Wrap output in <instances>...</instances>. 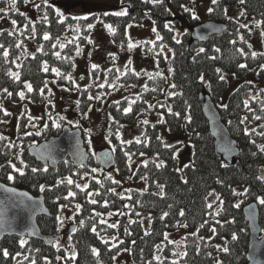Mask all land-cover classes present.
Returning a JSON list of instances; mask_svg holds the SVG:
<instances>
[{"label": "trees", "instance_id": "1", "mask_svg": "<svg viewBox=\"0 0 264 264\" xmlns=\"http://www.w3.org/2000/svg\"><path fill=\"white\" fill-rule=\"evenodd\" d=\"M27 1L32 3L35 0ZM173 2L179 6L181 0ZM22 3H26V0H16L17 6L9 8L6 1L0 0V8L7 9L6 13H0V20L5 16L17 21L16 30H0V44L4 45L0 48L2 110H5L4 105L8 102L20 103L25 100L42 103L47 98L51 100L53 95L48 85L50 82L59 87L74 86L65 77L69 74L73 76L76 58L89 44L94 27L88 29L87 25L95 26L99 22L96 14L89 16L87 20L57 16L54 5L56 0H41L38 10L42 15L33 21L17 8ZM49 4L52 7H48ZM230 6L240 7L243 13L240 19L228 17L225 9ZM120 8H126L128 15L117 17L108 13L103 17V22L111 24L115 29L114 34L110 33L115 44L128 48V27L142 24L148 17L153 21L155 35L159 33L162 39L146 44L151 47L161 65L166 64L162 47L167 46L172 51L169 74L163 75L159 80L152 77L148 82V91L139 99L133 100L135 103H131L130 113H124V109L132 102L129 99L111 102L108 108L110 122L107 136L115 149L112 150L116 159L114 168L122 178L131 177L135 183L143 182L144 187L122 186L112 174L101 169L94 157H91L86 167L76 168L67 160L56 169L40 165L31 158L27 151V138H34L33 143L35 139L42 142V139L58 136L67 125L58 119V115L52 117L53 107L49 108L47 129L40 128L41 135L33 132L32 138L24 135V123L19 128L18 139L12 143L5 135L0 134L6 138L0 141V182L45 198L52 216L40 217L38 223L47 237L61 236V221L58 219L61 206L71 211L70 221L73 224L70 228L73 231L69 233L76 251L75 264H113L115 256L123 250L131 252L136 264H173V261L177 264H247L250 231L244 208L250 203L258 205L264 233V205L258 202L259 197H264V180L260 179L264 177V152L258 147L264 145V136L256 134L264 132V86H259L256 82L264 80V70L261 68L264 65V55H258L255 59L251 56L253 51L264 53L256 50L251 43L253 29L258 28L261 34L264 33V0H245L243 4L240 0H218L217 4H212L214 11L208 13L209 20L227 24L228 28L203 43L193 40L189 31L181 39L176 38L169 24L177 20L164 1L153 4L151 0L147 3L144 0H121ZM20 13H24L32 22L27 29L25 16ZM45 15L47 20L43 19ZM188 16L191 26L200 24L190 13ZM61 19L64 20L63 23H60ZM248 19H252V23L241 28L240 25ZM33 24L34 33L31 31ZM45 32L51 39H43ZM262 38L264 42V35ZM17 44L21 47L17 48ZM27 44L33 45V48L29 49ZM201 48L205 51L201 52ZM216 49L220 51L217 52ZM5 51L9 53L7 58L3 54ZM57 52L60 53L59 57L55 54ZM213 56L216 59H211ZM64 57L68 59L65 60ZM45 62L47 72L43 70ZM240 64H246L247 67L240 68ZM53 68L58 69L62 75L57 76L52 71ZM217 69L220 71L217 72ZM13 74H18L19 79ZM226 74L233 75L240 82L227 98L224 96L228 91V81L226 78L223 81L219 78ZM201 75L204 82L200 80ZM26 83L32 85V92L24 87ZM155 83H158L159 88L154 86ZM113 84L115 85L112 78L111 85ZM173 84L176 85L175 88L171 87ZM165 87H168L165 99L156 101L151 112L148 101L155 99L154 94L164 95ZM5 89L12 95L8 96ZM41 89L43 95L40 94ZM21 91L25 93L24 99H20L18 95ZM88 91L89 88L80 90L83 114L89 113L94 106L100 107L101 99L89 100ZM202 93L211 96L231 136L238 143L239 155L232 163L216 154L215 141L199 101ZM2 110L0 121H8L10 115L5 116ZM145 112L155 113L153 115H159L160 119L144 124L142 114ZM257 115L262 118L254 119ZM188 116L191 117L190 123ZM55 123H59L61 127L56 128ZM125 127L136 128L131 138H125ZM162 128H167L172 134L188 135L193 156L191 162L183 166V173L179 171V146L165 144L161 138ZM245 129L250 135L245 134ZM83 137L85 140L84 132ZM137 139L141 143H136ZM253 140L255 144L252 143ZM128 141L131 143H126ZM9 144L14 147L9 148ZM125 153H129L131 159ZM17 154H20L24 165H27L24 166L23 176L13 171L9 165V161L12 163ZM139 159L143 160L133 170L134 162ZM158 164L161 166L157 167ZM32 168L40 170L33 173ZM44 168L47 171H43ZM92 169L100 173L97 174ZM9 174L15 179L8 180ZM68 178L72 179V184L67 183ZM77 184L81 187H76ZM157 185H162L163 190ZM41 186H44L43 192L40 191ZM112 189L115 191H111ZM233 190L238 193L247 191V194L233 195ZM69 192L75 195L69 196ZM210 193L213 195H209ZM217 196L219 200L216 199ZM92 199L97 203H91ZM221 200L223 204L220 203ZM105 201L107 206H104ZM209 203L212 204L210 209L207 207ZM77 204L81 205L80 209L76 208ZM237 204L239 207H236ZM181 210L184 212L183 216L179 214ZM217 211L219 215L216 214ZM97 213L100 215L97 216ZM101 219L107 223L100 224ZM147 220L150 221L149 229L144 225ZM113 222L118 227H107V224ZM94 225L96 233L91 231ZM183 225L196 232L177 241L165 239V235L178 231ZM212 228L216 229L215 233L211 231ZM126 231L130 234H126ZM146 232L149 234L146 235ZM233 235L238 239H232ZM22 240L25 242L23 245ZM224 247L229 249L228 253L223 251ZM93 248L99 252L98 257L93 254ZM4 250L8 251V257L3 255ZM58 253L54 245L43 241L26 237H5L1 243L0 264H55Z\"/></svg>", "mask_w": 264, "mask_h": 264}, {"label": "rangeland", "instance_id": "2", "mask_svg": "<svg viewBox=\"0 0 264 264\" xmlns=\"http://www.w3.org/2000/svg\"><path fill=\"white\" fill-rule=\"evenodd\" d=\"M7 2L8 7L12 0H4ZM41 0L27 1L22 3L17 8L27 14V16L36 21L42 15V12L36 8L35 5H39ZM168 9L173 13L177 22L169 24V28L174 30L176 38L179 40L181 36L189 31L191 32L194 26H191L188 14L198 17L200 24L209 22V9L212 5V0H181L179 6H176L173 0H163ZM121 0H56L54 4L56 8H59L64 16H91L96 14L99 16V22L94 26L90 36L92 41L76 58V71L72 78L75 81V85H79L77 88L75 85H67L63 87L57 86L54 82H50L48 85L52 92L51 100L47 98L42 103H35L32 101H21L20 103L8 102L4 105L11 115L9 120L3 122L0 125V134L5 135L12 143L18 139L19 128L24 123L25 129L22 133L40 131V128L47 124L49 108L53 107L52 117H63L61 121H64L67 125L73 128H80L85 134V146L91 157L96 156L97 152L105 149L113 150L109 137L107 136L109 128V112L108 108L111 102L122 101L124 99L137 100L143 96L148 90V82H150L149 75L154 79H160L163 75L169 74L171 65L172 51L169 47L163 46L162 51L166 59V64L161 65L159 59L155 53L146 43H154L156 35L153 31L154 24L150 18H146L142 24H132L128 27L127 34L130 43L135 47L123 48L115 44L112 40V36L107 28L104 26L103 17L105 13H113L120 11ZM17 6V5H16ZM11 8V7H9ZM188 9L186 11L185 9ZM227 15L229 18L240 19L241 10L239 6H230L227 8ZM5 18V19H4ZM252 19L246 20L243 24L248 26ZM198 24V25H200ZM9 29L11 32L16 30V26L11 24V20L3 16L0 20V30ZM252 46L259 51H264V42L262 34L258 28L253 29L251 37ZM154 46V45H153ZM29 49L33 48V45L27 44ZM131 61V64L128 61ZM92 64L98 65V68L93 70ZM125 66L129 69L125 74ZM111 69V71H108ZM116 69L120 71L117 72ZM134 70V72L132 71ZM160 73L161 75H156ZM83 77V79H81ZM113 78L115 85H111V79ZM226 80L228 81V91L225 94V98L239 85V81L233 75L226 74ZM110 80V82H109ZM255 81V78H253ZM156 82H159L156 80ZM259 86H264V80L256 81ZM101 83H104L103 88L99 87ZM108 85V86H107ZM147 86V87H145ZM159 88L158 83L154 84ZM109 87V89L107 88ZM88 96L100 97V107L94 106L89 113L83 114L81 109V89H88ZM69 89V90H65ZM168 87L164 89V95L158 96L154 94L155 99L148 101L151 112L154 110V103L156 101H162L165 99ZM104 97V98H103ZM224 98V100H226ZM79 100V106L76 101ZM98 99H95V101ZM224 103V102H223ZM155 114V113H153ZM150 112L142 114L144 120L158 121L159 115H153ZM58 115V116H56ZM152 115V116H151ZM31 116L32 120L29 121L28 117ZM35 125L32 127L31 125ZM136 131L135 127H125V138H131ZM32 138V135L29 136ZM161 138L165 144L169 146H179L178 155L180 158L181 167L180 172H184L183 166L190 163L193 156V150L189 143L188 135L172 134L167 128L161 129ZM28 146L36 145L40 142L35 139L27 138ZM42 141H45L42 139ZM22 158L20 154L12 160V163L24 171V163L21 164ZM143 159L136 160L133 164V170ZM102 169V168H101ZM97 174L100 172L97 170ZM114 176L116 181L121 182L122 186L127 188H143L144 183H135L131 177L122 178L115 168L106 171ZM71 211L63 208L60 211L59 219L63 221L61 223V236L55 242L54 246L58 250L57 259L55 264H75V260L69 259V257L75 253L74 246L70 237L69 229L72 226L70 221ZM146 229L150 228V221H144ZM196 230L189 228L188 226H182L178 231L167 234V240L177 241L187 234H193ZM20 260V259H19ZM18 260V261H19ZM17 261V260H16ZM48 264V263H47ZM113 264H136L133 261L132 254L129 250H123L118 253Z\"/></svg>", "mask_w": 264, "mask_h": 264}, {"label": "water", "instance_id": "3", "mask_svg": "<svg viewBox=\"0 0 264 264\" xmlns=\"http://www.w3.org/2000/svg\"><path fill=\"white\" fill-rule=\"evenodd\" d=\"M227 28V24L209 21L194 27L190 36L193 40L203 43L212 36L225 32ZM199 101L210 134L215 141L216 154L226 162L232 163L239 155L238 143L231 136L211 96L202 93ZM27 151L38 164L51 169H56L67 160L76 168L86 167L90 161L83 131L70 125H65L58 136L30 146ZM95 161L105 171H109L116 165L115 154L110 149L97 152ZM0 186H3L0 187V252L1 243L5 237H26L54 245L59 237L45 236L38 223L40 217L52 216L45 198L34 196L26 190L3 182H0ZM5 188L15 191L6 192ZM244 214L250 231L247 264H264V233L260 224L258 205L250 203L244 208ZM72 231L73 228H70L69 232Z\"/></svg>", "mask_w": 264, "mask_h": 264}, {"label": "snow or ice", "instance_id": "4", "mask_svg": "<svg viewBox=\"0 0 264 264\" xmlns=\"http://www.w3.org/2000/svg\"><path fill=\"white\" fill-rule=\"evenodd\" d=\"M26 2H27V0H26ZM45 2H47V0H45ZM144 2L147 3L148 0H144ZM151 2H152L153 4H157V3H162L163 0H151ZM217 3H218V0H212V4L215 5V4H217ZM240 3H242V4L245 3V0H240ZM15 6H16V0H12V2H11L10 5H9V7H11V8H15ZM35 6H36V8H38V9H39V7H40V5H35ZM48 7H52V5L49 4ZM185 10L188 11L187 8H186ZM212 11H214V9L210 8V9H209V12L211 13ZM226 11H227V10L225 9V12H226ZM6 12H7V9H5V8H0V13H6ZM55 12H56V15L59 16V17H61V18L64 16V13L61 12L59 8H56V9H55ZM111 14L114 15V16H117V17H123V16L128 15V12H127V9L125 8V9H123V10L116 11V12H113V13H111ZM242 14H243V13H241V15H242ZM20 15L25 16L24 13H20ZM105 15H108V13H105ZM43 19L47 20V19H48L47 15H45V16L43 17ZM74 19H84V20H87L88 17H87V16H82V17H81V16H77V17H74ZM193 19H198V17H196L195 15H193ZM25 20L27 21V23L25 24V29H27V28H28V25L31 24L32 22H31L30 20H28V18H27L26 16H25ZM63 22H64V20L61 19V20H60V23H63ZM100 22L103 23V21H100ZM11 24H12L13 26H16V25H17V21H16L15 19H12V20H11ZM104 26L107 28V30H108L110 33H112V34L115 33V29L112 27L111 24H105ZM258 26H259V25H258ZM93 27H94V24H88V25H87V28H88V29H92ZM240 27H241V28H244V27H247V26L242 24V25H240ZM31 31H32L33 33L35 32V25H34V24L32 25ZM76 31L78 32V31H79V28H77ZM153 31L155 32L156 29L153 28ZM0 34H2V33H0ZM9 34L11 35L12 33L10 32ZM262 35H264V33H262ZM43 39H44V40H49V39H51V37H50V35H49L47 32H45L44 35H43ZM156 39H157V40L162 39V37L159 35V33H157V35H156ZM241 40H243V37H241ZM88 42L91 43L92 41L89 39ZM177 42L179 43V41H177ZM232 43H235V41H232ZM3 47H4V45H3V44H0V48H3ZM16 47L19 48V47H21V45H20V44H17ZM53 47H55V45H53ZM61 47H63V45H61ZM133 47H135L134 44H132V43H129V44H128V48H129V49H131V48H133ZM249 47H251V45H249ZM40 50L42 51V48H41ZM200 51L203 52V51H205V50H204L203 48H201ZM216 51L219 52L220 50H219V49H216ZM240 51H241V53L243 54V50L241 49ZM77 53L79 54V46H77ZM3 54H4V56H5L6 58H7L8 55H9V53H8L7 51H5ZM55 54L57 55V57L60 56V53H59V52H57V53H55ZM258 55H264V53H257L256 51L251 52V56H252L253 59H255ZM63 59L67 60L68 58H67V57H64ZM211 59H216V57L213 56V57H211ZM128 63L131 64V61L129 60ZM239 67H240V68H246L247 65H246V64H240ZM91 68H92L93 70H95V69L98 68V65H96V64H92V65H91ZM261 68H262V70H264V65H262ZM43 70H44L45 72L48 71V66H47V63H46V62H45L44 65H43ZM52 71H53L57 76L62 75V73H61L58 69L53 68ZM108 71H111V69H109ZM116 71L119 72L120 70H119V69H116ZM127 71H129V69L127 68V66H125V74H127ZM132 71L134 72V70H132ZM169 71H171V69H170ZM219 71H220V70L217 69V72H219ZM13 75L15 76V78H16L17 80L19 79L18 74H13ZM156 75L159 76V75H161V74H160V73H156ZM65 78H66L68 81H70L72 84L75 85V81L73 80V78H72V76H71L70 74L67 75ZM149 78L151 79L152 76L149 75ZM219 78H220L221 81L225 80V77H224L223 75H220ZM81 79H83V77H81ZM200 80H201V82H204V77H203V75H201ZM45 86H47V82H45ZM75 86H76L77 88H79V85H75ZM104 86H105L104 83H101V84L99 85V87H101V88H103ZM24 87L27 88L28 92H32V91H33L32 85H31L30 83H26V84L24 85ZM145 87H147V86H145ZM171 87L175 88L176 85L173 84V85H171ZM65 90L67 91V90H69V89H65ZM4 91L7 92V89H5ZM40 94L43 95V89L40 90ZM7 95H8V96H11L12 93H11V92H7ZM18 95H19L20 99H24V98H25V93H24L23 91L19 92ZM88 99H89V100H92V99H100V97H99V96H97V97H93V96L89 95V96H88ZM79 103H80L79 100H77V101H76L77 106H79ZM117 103H118V102H117ZM131 103H135V101L130 102L129 106H128L127 108L124 109V113H125V114L130 113V112L132 111ZM245 103H246V106H247V102H245ZM149 107H153V106H152V105H149ZM223 107L226 108L227 106H226V105H223ZM0 110H2V109H0ZM250 110H251V109H250ZM262 110H264V109H262ZM2 111H3V114H4L5 116L11 115V113H9L7 110H2ZM169 112H171V109H169ZM175 115H179V113H175ZM253 118L256 119V120H260L262 117L257 115V116H254ZM59 119L62 120L63 117H60ZM187 119H188V121H189V123H190V122H191V117L188 116ZM245 119H247V117H245ZM28 120L31 121V120H32V117L29 116V117H28ZM3 122H4V121H0V123H3ZM143 123H144V124H148V121H147V120H144ZM31 126H32V127H35L34 124L31 125ZM43 127H44V129L46 130L47 127H48V125L45 124ZM55 127L59 129V128L61 127V125H60L59 123H55ZM262 127H264V125H262ZM253 131H255V129H253ZM245 134L250 135V133L248 132L247 129H245ZM256 134H257V135H260V136H264V132H257ZM25 135H27V136H31V135H33V133H32V132H27V133H25ZM35 135H41V132H40V131H37V132L35 133ZM4 139H6V138L3 137V136H0V141H2V140H4ZM122 143H125V142L122 141ZM126 143H131V141H128V142H126ZM136 143L139 144V143H141V141H140L139 139H137ZM252 143L255 144V141L253 140ZM8 147L11 148V147H14V145L9 144ZM258 147H259V150H260L261 152H264V145H259ZM113 151H115L114 148H113ZM125 155H126V156H129V159H131V156H130L129 153H125ZM141 155H143V153H141ZM20 162H21V164L24 163L23 160H21ZM9 165H10V167L13 169V171L19 172V174L22 175V176L24 175L23 170L20 169V168H17V166H16L15 164H12V163L9 161ZM81 166H83V165H81ZM160 166H161V165H159V164L157 165V167H160ZM25 167H27V165H25ZM39 170H40V169H37V168H32V169H31V171H32L33 173H35V172H37V171H39ZM43 171H47V168H44ZM92 171L95 172L96 169H92ZM7 179L11 181V180H14L15 177H14L13 175L9 174V175L7 176ZM260 179H261V180H264V177H261ZM114 182H115V183H118V182H116V181H114ZM67 183H68V184H72V183H73L72 179H71V178H68V179H67ZM0 187H3V186H0ZM76 187L79 188V187H81V186H80L79 184H77ZM157 187H159V188L161 189V191L163 190V186H162V185H157ZM4 190H5L6 192H14V191H15L14 189H11V188H5ZM44 190H45V189H44V186H41V187H40V191L43 192ZM111 191L114 192L115 190L112 189ZM97 194H98V193H97ZM246 194H247V191H245V192H243V193H238V192H236L235 190H233V195H246ZM23 195H27V194H23ZM74 195H75V193L69 192V196H74ZM209 195H213V193H210ZM67 198H68V197H65V199H67ZM121 198H123V197H121ZM129 199H131V197H129ZM216 199L219 200V199H220L219 196H217ZM258 202H259L260 205H264V197H259V198H258ZM91 203L96 204L97 201H96L95 199H92V200H91ZM220 203L223 204V201L221 200ZM104 206H107V201L104 202ZM126 206H127V205H126ZM63 207H64V206H61V210L63 209ZM80 207H81V205H79V204L76 205V208H77V209H80ZM207 207H208L209 209L212 208V204L209 203V204L207 205ZM236 207H239V204H237ZM119 214H120V213H116V215H119ZM179 214H180L181 216H183V215H184L183 210H181ZM216 214L219 215V211H217ZM96 215L99 216L100 214L97 213ZM109 215H111V213H110ZM164 216L166 217V216H167V213H165ZM58 219H59V217H58ZM132 222L134 223L135 221H132ZM233 222H234V221H233ZM61 223H63V221H61ZM99 223H100V224H106L107 221L101 219V220L99 221ZM217 223H220V221H217ZM183 226L186 227V225H183ZM107 227H109V228H116V227H118V224H117L116 222H113V223H111V224H107ZM91 231H92L93 233H96V227H95V225L91 228ZM211 231H212L213 233H215V232H216V229H215V228H212ZM126 234H130V233H127V231H126ZM145 234L147 235V234H149V233L146 232ZM167 238H168L167 235H165V239H167ZM232 239L235 240V239H238V237L235 236V235H233ZM105 242L107 243V241H105ZM121 242H122V241H121ZM24 243H25V242L22 240V241H21V244L23 245ZM133 243H135V242L133 241ZM115 246H116V245L114 244L113 247H115ZM223 251H224L225 253H228V252H229V249H228L227 247H224V248H223ZM92 252H93V254L96 255L97 257L99 256V252H98L95 248L92 249ZM3 255H4L5 257H8V256H9L8 251H7V250H4ZM17 255H19V253H18ZM174 255H176V253H174ZM184 255H186V253H184ZM57 259H61V257H57ZM69 259H73V260H75V259H76V254L73 253V254L69 257ZM156 259L159 260V257H157ZM173 264H177V262H176V261H173ZM219 264H222V262H219Z\"/></svg>", "mask_w": 264, "mask_h": 264}]
</instances>
